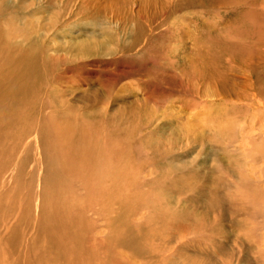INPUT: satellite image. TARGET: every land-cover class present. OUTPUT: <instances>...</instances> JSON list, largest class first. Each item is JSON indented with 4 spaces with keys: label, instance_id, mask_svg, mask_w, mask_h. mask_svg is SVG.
<instances>
[{
    "label": "rangeland",
    "instance_id": "374dc122",
    "mask_svg": "<svg viewBox=\"0 0 264 264\" xmlns=\"http://www.w3.org/2000/svg\"><path fill=\"white\" fill-rule=\"evenodd\" d=\"M235 1L4 3L0 54L8 57L3 51L14 47L13 40H22L23 30L31 36V45L21 47L31 64L22 78L28 80L26 88L19 85L17 92L3 80H20L18 65L0 58V133L7 137L0 142L12 148L36 135L43 173L35 204L26 189H17L19 184L27 187V173L19 172L12 161L0 164V264L14 258L18 264H74L72 256L87 247L107 260L116 257L115 264H238L239 254L252 258L249 250L241 253L236 238L246 227L239 214L263 210L264 199H251L233 182L246 181L235 176L243 173L260 184L258 189L264 187V143H243V103L257 89L264 98V87L246 89L235 77L241 74L264 84V63L246 69L251 52L241 46L249 43L254 50L253 31L264 25V12H258L255 26L242 12L257 2ZM233 115H239L234 127L228 120ZM40 121L39 139L35 131ZM195 126L201 131L185 129ZM98 129L108 141L94 153L95 160L79 163L72 151L81 152L85 132L87 143ZM118 133L127 142L123 147L112 143ZM120 149L131 150L134 161L128 162L124 151L119 156ZM246 151L253 159L250 164ZM105 154H117L121 172L128 170L131 177L121 182L110 174L111 167L99 163ZM132 166L135 171H130ZM250 166L261 170V177L250 174ZM100 168L102 177L92 179L87 190ZM108 178L125 188L107 185ZM66 203L75 214L72 218L67 217ZM56 206H65L66 213L51 220ZM166 206L184 215L180 223L167 224L172 214L164 211ZM131 233L137 238L129 247L123 240ZM170 246L179 249L169 253Z\"/></svg>",
    "mask_w": 264,
    "mask_h": 264
},
{
    "label": "bare ground",
    "instance_id": "6f19581e",
    "mask_svg": "<svg viewBox=\"0 0 264 264\" xmlns=\"http://www.w3.org/2000/svg\"><path fill=\"white\" fill-rule=\"evenodd\" d=\"M7 1H9V0H0V10L3 8L4 3L7 2ZM253 1H256L257 3L252 2L251 5L249 4L246 8H244L243 10H245V11L242 12L243 13L242 14V17H244V19L247 22H250V23L252 22L253 24H255V26H257L256 23H258V21H257V19L259 18L258 15L260 13L264 12V3H263L262 0H253ZM259 1L262 2V3H259ZM257 5H259V6H257ZM237 9H238V7H237ZM258 12H259V14H258ZM235 15H236V13H235ZM227 23H228V21H227ZM260 24H262L261 21H260ZM224 26H226V28H227V24L224 25ZM240 29H241V27H240ZM42 30L43 31L46 30V26L45 25L42 26ZM22 32H23L22 40H13L12 43L14 44V47L12 49L8 50V51H3V52H8V57L7 58L6 57H2L3 55L0 54V58H2V60H7V61H9L12 64H17L18 65L17 76H18V78L20 80H3L6 83H10L12 85V90L13 91H17V92H18V86L19 85H22V90H25L28 80H26V79H23L22 80V78H24L25 75L27 77V75H28V69H29L28 66L31 64V57H30V55L27 54V53H25L26 49L21 48L23 44L31 45V36H29L23 30H22ZM253 33L255 34V38L252 36L253 37V40H254L253 43H255L254 44L255 45L254 46V50H251L253 48V46L250 45L249 43L247 45H246V43L245 44L242 43V45H241V46H244V49H245V46H248V48H250L249 49L250 50L249 53L251 52L250 53L251 55H249V57L247 56L248 57V61H246V64L244 66L246 69H249L250 71H253L255 68H262V65L264 63V25L262 26V28L260 30H258L256 32L253 31ZM14 36H15V34H14ZM255 40L257 42H255ZM20 41H22V42H20ZM19 49H20V52H18ZM244 54H246V53H244ZM244 58H245V56H244ZM257 58H258V61H256ZM243 61H244V59H243ZM20 67L23 69L22 71L20 70ZM6 68H7V64H6V67H5V65H3V78H4V74L5 75L7 74V73H5L6 72ZM24 68H26V72H25ZM259 71H258V73H259ZM243 74L245 75V73H243ZM1 77H2V74L0 73V82L2 80ZM235 79H240V81L238 82V84L239 83H242V85H245L246 86V89H249V90H251L250 87H252V86H254L256 84H259V85H261V86L264 87L263 82L260 83L261 80H254L253 82H251V80H253V79H251V80L249 79L248 80V77L247 76H241V74L238 77H235ZM250 95L251 96L249 98H247L246 103H243L246 106L244 108V111H243L245 113L244 114V117L247 118L246 119L247 121L245 122V124H246L245 125V130H246V133L248 135L246 134L245 135V140H243V143L244 144H245V141H246V144H245L246 146L248 144H250V143H258L259 145L261 143H264V120H263V117L264 116L262 117V114H261L262 108L264 110V98H261L260 90L259 89L256 90V93H253L252 92V93H250ZM1 96H0V100H1ZM44 103H45L44 100H42L41 103L39 104V107H42ZM25 106L26 107L23 108L24 111L25 110H28V106L26 104H25ZM234 112L236 113V112H238V110H235ZM237 116H239V115H236V116L233 115L232 117H230V119H228V120L231 121V124H232L231 126L232 127H234V122H235L234 120L235 119L238 120V117ZM41 122L42 121H40V123H39V129H37L35 131V132H38L39 131V139H40V136H41L42 131H43L42 130L43 128H42ZM194 123L197 124V122H194ZM256 126H258V127H256ZM242 128H243V131H244V126H242ZM185 129H187L188 132L201 131L200 128H198L196 126L195 127H188V128L185 127ZM29 134L30 133H28V135ZM120 135H121L120 133H118L117 135H115L112 138V143L114 145H116V146L123 147V145H125L127 142ZM243 135H244V133H243ZM84 137H85V139H83L84 145L81 148V152L75 153L74 150L72 151V155H74L77 158V161L78 162L80 161L81 163H85L86 161L91 162V161L95 160L94 153L95 152H100L101 149H102L100 147V145H102L104 142H107L108 141L105 132L103 130H101V129H98L97 136H96V138L94 140H92V139L90 140L89 139L87 143L85 142V140H87V137H88V132H85V136ZM1 139H3L4 142H7V137L1 136V133H0V141H1ZM1 143L2 142H0V164L3 163V162H6L7 164H10L11 161H12V163L16 164V168L19 169V172H26L27 173V176L25 177V180L27 182V187L25 188L24 186H22L21 184H19L17 186V189H20V190L26 189L31 194V201L36 204L38 202V197H39V194L41 192L40 180L42 178L40 179V177H41V174L43 173V170H42V162H43L42 161V152H41V150L39 148V145H38L37 136L35 135L33 137V139L31 140V142L27 143L26 145L25 144L22 145V146H19L18 145V146L12 147V148H11V146L9 147L7 144H4V146H3ZM94 143H96V147H94ZM245 145H244V147H245ZM93 149H95L96 151H94ZM8 150H11L10 153H9ZM122 151L125 152L124 155H127L128 162L131 163V161H134L132 159V151L131 150L128 151L126 149H120L119 156H120V154H121ZM246 154H247V156L248 155H251L248 152ZM248 157H250V156H248ZM62 160L63 161L66 160V156L64 154L62 155ZM261 160L264 161V158H262ZM252 161H253V159H252V157H250V159L248 160V163L249 162H252ZM120 162H121V160H118L117 154H115L114 158H112L109 154H105L102 157V159L99 160V163H101L102 165H106V164L109 165L111 167V170H110L109 173L110 174H116L115 177L117 179L121 178V182H122L123 181L122 180L123 177L129 176L130 173H129L128 170H126V173H122L121 172ZM97 163H98V161L96 162V164ZM77 165H78V163H77ZM250 168H251L250 169V174L255 175V174H259L260 173V176L259 177H261V170H259V173H257L258 169L252 168L251 166H250ZM61 169L64 170V169H67V168L66 167H62ZM131 170L132 171H135V167L132 166V168L130 169V171ZM101 171H102V168H100V172L99 173L97 172L96 175L90 177V180L87 183V190L89 188V185L92 184V179H96L98 177H102ZM67 172H69V171L67 170ZM77 173L80 174L81 172L80 171H77ZM133 174H132V176H134ZM235 176H238L239 178L242 177L244 179L246 178V181L239 180V181H236V182L234 181L233 182V184H235L234 186H236L237 188H239L240 191H242L244 194H245V192H247L248 195H249V197L251 199H253L254 196H256V195H259V197L261 199H264V187L258 189V185H260V184L259 183H256V182L253 184V182L251 181V179L249 180V178H248L249 174L247 175V174L240 173L239 175H235ZM130 177H131V175H130ZM109 178H108V180H109ZM247 179L250 182L247 181ZM119 180H117L114 183H113L112 180H109L108 183H107V185H110L113 188L115 186V187H117L118 190H120L123 187V185H124V188H125V184H123V183L121 185L115 184ZM133 183H135V182H133ZM127 189H129V187H127ZM149 197H152V196H149ZM68 199H69V196L67 197V200ZM143 200H144V197H143ZM212 201H214V199ZM67 203H68V201H67ZM67 203L65 205H67ZM142 203H143V201L141 200L140 203L137 206H142ZM169 204H172V203H169ZM179 204H181V203H179ZM63 207L65 209V206H63ZM56 208H57V212H56L55 216L51 220L59 219V215L61 213H64V214L66 213L65 210L62 207L60 208V207L56 206ZM135 210H136V208H135ZM210 210H208V211H210ZM164 211L165 212H168L169 214H172V216H171L172 218L169 221H167V224L168 223H171V226L175 225V223H177V222H179L180 220L183 219V216L184 215L181 216L180 214H177L176 211H174L171 208H168L167 206L164 208ZM179 211H180V209H179ZM182 212H183V210H182ZM205 212H206V210H205ZM169 214H167V215L169 216ZM74 216H75V214L72 211L70 204H68L67 205V217H71L72 218ZM239 216H241V219L244 220V225L246 226L245 228L242 226L243 229H244V232L242 233V232L238 231V234H237V237H236L237 240L242 245L240 251H241V253H244L243 252L244 250H249V252L252 253V258L247 257L246 259H244L243 256L239 254V257L237 259L239 262H237V263L238 264H264V208H263V210H260V211H258V210L249 211V210L246 209V210L242 211L239 214ZM190 217H191V215H190ZM167 219H168V217H167ZM176 220H177V222H176ZM191 224H192V222H191ZM60 228H62L64 231L66 230L65 227H59V229ZM61 232H62V230H61ZM51 233L55 237V234L53 232H51ZM134 235H135V233H131V235L128 234V239L126 238L125 240H123V244L131 247V245H130L131 240L134 241V242H136V238L137 237H135ZM53 236H52V239L54 238ZM131 237H132V239H131ZM8 238L9 237H7V239ZM65 244H66V242H65ZM177 245L179 246L178 243H177ZM179 247H177V246H173V247L170 246V248H168L167 250H169V253H174L175 251L177 252V250L179 249ZM67 248L69 250H71V251H75V250H72L73 248L72 249L70 247H67ZM203 250H205V249H203ZM84 251L85 252L82 253V254H80V255L72 256L73 258H76V262L74 264H104V263L105 264H108V263H114L115 264V262H117V263L119 262V260L116 257H114V256H112V258H113L112 260H107L104 256H98V255L92 254V253L88 252V251H90V249L88 247L87 248H84ZM145 251H144V253H145ZM80 257H81V260H80ZM78 260H80V262ZM6 264H18L17 263V259L14 258V259H12V261L10 259V262H7ZM71 264H73V262ZM203 264H218V262H212L211 263V262L205 260L203 262Z\"/></svg>",
    "mask_w": 264,
    "mask_h": 264
}]
</instances>
